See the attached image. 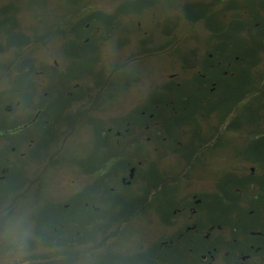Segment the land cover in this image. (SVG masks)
Segmentation results:
<instances>
[{
    "label": "flooded vegetation",
    "instance_id": "1",
    "mask_svg": "<svg viewBox=\"0 0 264 264\" xmlns=\"http://www.w3.org/2000/svg\"><path fill=\"white\" fill-rule=\"evenodd\" d=\"M244 4L253 6V0H120L121 32L115 39L110 34L103 39L107 47L110 40L116 41L113 49L122 54L139 49L134 57L166 54L172 66L176 26L184 22L185 26L213 27L228 19L226 12L234 6ZM143 12H149L148 21L139 20ZM186 31L183 41L187 45L181 50L186 54L185 68H205L210 63L205 61L206 55L218 50L208 46L210 40L204 43L205 38L216 37L218 31ZM72 37L78 42L76 33ZM120 66L127 67L125 58ZM51 81L50 93L44 97L52 100L40 99L38 125H34L35 119L30 120L26 94L25 135L0 142V197L12 198L22 190L27 196L42 197L43 202L62 194L71 198L63 206H40L28 212L32 227L38 230L32 238L24 239L25 246L36 245L29 257L34 264L75 262L70 252L77 246L78 229L85 230L88 237L86 254L79 259L84 264H264V235L258 228L264 229V222L254 219L253 211L241 207L237 200L230 201L229 207L221 204L222 181L231 192L247 175L222 174L220 158L212 162L205 157L220 155L222 127L230 120L236 122L232 112L222 121L216 110L204 109L206 91L214 89L213 83L202 77L182 80L198 86V94H191V100L203 103L190 112L168 110L172 87L152 88L154 93L143 102L147 109H139L136 92L140 89L133 87L139 84L136 78L120 80L123 96L120 93L121 108L116 111L108 109L113 99L109 78L94 80L87 69L78 77ZM174 82L178 79L170 77L164 83ZM127 91L133 92L129 108L123 99ZM46 112L54 116L47 119ZM149 132L153 141L142 142V134ZM125 150L128 157L136 154V164L145 162L150 169L144 180L148 190L141 186L133 161L125 159ZM231 162L236 163L235 158ZM99 163L102 175L96 177L93 166ZM212 164L214 171L206 182V165ZM237 169L244 167L239 164ZM95 190L101 192V206L93 205ZM78 195L86 196L85 206L76 205ZM15 212L11 205L0 208V228L5 225L2 220H11ZM254 241L262 246L254 248ZM6 246L9 243L1 252H8Z\"/></svg>",
    "mask_w": 264,
    "mask_h": 264
},
{
    "label": "trees",
    "instance_id": "2",
    "mask_svg": "<svg viewBox=\"0 0 264 264\" xmlns=\"http://www.w3.org/2000/svg\"><path fill=\"white\" fill-rule=\"evenodd\" d=\"M99 1L106 0H0V142L7 141L9 137L12 139L18 134L25 135L26 94L30 120L35 119L33 123L35 126L38 125L39 101L45 99L50 102L51 98L44 97V93H50L49 88L53 83L51 80L54 78L78 77V74H82L87 69L92 71L94 80L109 78L108 82L112 90L109 92L113 97L109 101L110 111L121 108L119 97L120 93L122 94L121 79L139 80V84L133 86H139L140 89L136 92L139 109L140 107L147 109V105L143 102L146 99L148 101L154 93L152 88L172 87L168 110L197 109L206 101L204 109L216 110L219 120L226 121L231 112L236 116V122L230 120V123L222 127L218 140L222 145L220 155L207 154L205 157H209L212 162L214 158L216 160L220 158L222 174L241 172L247 175L246 179L238 183L237 189L231 192L226 182L222 181L221 204L223 207H229L232 204L230 201L237 200L241 207L247 206L252 210L253 218L260 220L262 224L264 222V0H253V6L236 5L232 11L226 12L228 19L216 22L213 27L205 24L203 26L205 29H210L214 33L218 31L216 37H212L214 35L212 34L209 38H205L206 42L204 41L208 43L210 40L208 46L213 45L218 49L212 56L206 55L205 58L206 62L210 61L214 65L209 63L205 68L191 70L185 68L186 54L182 52L185 47L177 45L176 42L174 53L170 57L172 66H169L166 54L149 57L137 54L134 57L133 54L139 53V49L134 53L129 51L122 54L113 49L117 45L113 40H110L107 47V41H104L103 37L110 34L115 39L121 32L118 21L120 0H108L115 3L111 11L99 9L97 6ZM148 15L149 12H143L138 19L141 22L148 21L150 18ZM179 23L175 22L176 25ZM178 28L176 26L174 31L176 32ZM72 33H76L80 41H74ZM88 36L92 37L86 42ZM204 43L202 44L205 45ZM83 46H88L89 49L85 50ZM47 50H50L49 53ZM123 58L127 61L125 69L120 66ZM170 77L178 79V82L164 83ZM193 77H202L209 80V84H214V89L206 91L203 103L199 99L191 100V94H198L195 90L198 86L192 85L191 82L188 84L182 82ZM186 88L189 92L185 91ZM193 89L195 92L192 91ZM125 93L127 94L123 99L126 100L133 94L132 91ZM35 115H38V118H33ZM53 116L46 112L47 119ZM96 120L101 121V117H97ZM142 135V142L153 141L150 132ZM186 137L188 141H192L191 134H187ZM141 147L148 152L149 149ZM124 157L133 161L141 186L144 190H148L145 188L144 180L148 179L147 175L151 172L145 162L136 164L134 162L136 154L128 157L126 150ZM144 157L142 155V158ZM231 158H235L236 163H232ZM239 164L244 167L242 171L237 169ZM214 167V164L206 165L204 172L206 182L213 173ZM93 168L96 177L102 175V163L94 164ZM252 169L253 174L250 172ZM22 185L23 183L20 182L21 187ZM70 200L71 198L62 194L61 197L43 202L42 197L27 196L20 190L12 198L0 197V208L11 205L16 211L11 220H22L27 228L26 238H32V233L35 234L38 230L32 227L34 225L29 220L31 214L28 212L40 206H63ZM102 200L100 190H95L93 205L101 206ZM86 204V196L78 195L76 205ZM11 220H2L5 225L0 228L2 243L0 249L7 243L9 246L5 248L8 252L0 250V264H34L29 257H33L36 245L25 246L23 241L22 248L18 250L6 239L5 232ZM258 228H261L263 233L261 235H264L263 227L259 225ZM77 231L78 243L70 252L75 262L68 259L61 264L85 263L79 259L86 254L84 244L88 240L87 232L82 229ZM261 246L259 241H254V248ZM41 264H59V262L45 261Z\"/></svg>",
    "mask_w": 264,
    "mask_h": 264
},
{
    "label": "rangeland",
    "instance_id": "3",
    "mask_svg": "<svg viewBox=\"0 0 264 264\" xmlns=\"http://www.w3.org/2000/svg\"><path fill=\"white\" fill-rule=\"evenodd\" d=\"M114 5H115V3L111 2V1H108V0L97 2L98 8L101 9V10H104V11H111V10H113ZM183 23L184 22H182V24L179 26V28L177 29V31L175 33V35H176L175 42H176L177 45H183L182 47H184L185 45H187V42L183 41L184 38H185L184 33L187 34L186 28L196 29V31H205V28L203 26H196V25H194L193 27H191L188 23L186 24V26ZM195 45L196 44H194V46ZM50 50H47L48 53H49ZM52 52H54V49H52ZM134 96H135V94H134ZM132 103H133L132 99H129L128 98L127 99V102H126V108L131 107L132 106Z\"/></svg>",
    "mask_w": 264,
    "mask_h": 264
},
{
    "label": "clouds",
    "instance_id": "4",
    "mask_svg": "<svg viewBox=\"0 0 264 264\" xmlns=\"http://www.w3.org/2000/svg\"><path fill=\"white\" fill-rule=\"evenodd\" d=\"M26 236L27 228L22 220L13 219L9 222L5 232V237L10 243L15 245L18 250L22 248V244Z\"/></svg>",
    "mask_w": 264,
    "mask_h": 264
}]
</instances>
